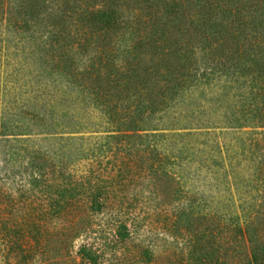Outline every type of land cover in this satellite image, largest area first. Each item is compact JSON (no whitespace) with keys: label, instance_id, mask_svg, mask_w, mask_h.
Segmentation results:
<instances>
[{"label":"rangeland","instance_id":"1","mask_svg":"<svg viewBox=\"0 0 264 264\" xmlns=\"http://www.w3.org/2000/svg\"><path fill=\"white\" fill-rule=\"evenodd\" d=\"M8 2L0 0V205L10 206L0 217L13 215L7 226L17 228L22 213L44 203L57 185L71 188L75 181L110 191L112 209L91 212L95 230L83 232L73 244L74 254L87 242L103 245V264H170L172 257L183 264L190 243L203 234L204 226L191 227L196 217L226 211L244 223L245 213L257 207L243 211V206L259 196L257 205L264 193L263 179H256L264 147L253 143L263 138L264 125L244 123L240 116L242 108L264 104L262 49L254 44L255 35L264 36L258 16L251 18L252 44L245 56L182 81L184 87L169 94L147 124L125 128L114 112L105 113L92 102L77 103L81 98L74 97L71 107L88 127L68 130L63 122L72 112H67L60 90L66 78L54 68L66 62L56 61L61 57L52 46L36 51L35 26L20 28L18 10L8 14ZM152 2L168 17L178 6L174 0ZM96 18L100 16L92 20ZM133 37L129 32L119 35L120 48ZM120 52L116 55L123 59ZM27 109L39 115L38 124L23 120ZM23 122L27 127L19 128ZM42 163L46 167L40 170ZM176 215L181 224L171 226ZM203 220L195 221L206 227ZM120 221L132 231L127 245L114 243ZM1 224L0 264H9ZM61 226L53 220L48 230ZM31 264H41L40 256Z\"/></svg>","mask_w":264,"mask_h":264},{"label":"trees","instance_id":"2","mask_svg":"<svg viewBox=\"0 0 264 264\" xmlns=\"http://www.w3.org/2000/svg\"><path fill=\"white\" fill-rule=\"evenodd\" d=\"M109 1L10 0L12 4L6 5L8 14L18 10L21 22L16 24L20 28L36 27L32 29L36 51L41 45L52 46L61 57L56 61L66 62L54 68L66 78V85L60 90L67 112H72L63 122L68 130L87 126L71 107L74 97L81 98L77 103L92 102L105 113L114 112L125 128L147 124L168 95L174 90L178 92L176 88L182 81L199 73L206 76L209 70L216 69V64L230 58L235 62L245 56L252 44L251 18L258 16L264 25V0H174L178 6L171 17L162 15L152 0ZM98 2L100 7H95ZM86 13L100 18L90 20ZM126 32L134 37L130 45L121 49L119 35ZM45 33L48 36L43 38ZM254 37L256 48L262 49L259 66L264 77V36ZM118 51L124 55L123 59L116 55ZM243 109L240 116L244 123L248 120L264 125V104L248 110L254 111L253 116ZM23 115V120L29 119L31 125L38 124L39 115L35 112L27 109ZM18 126L27 127L25 122ZM253 143L264 147V136ZM261 155L256 179L264 181V153ZM39 167L45 169L46 165L42 163ZM35 180L39 182L38 177ZM90 184L75 181L71 188L57 185L44 203L22 213V219L16 221L17 228L6 225L13 215L5 219L1 216L9 264H31L36 255L40 256L41 264H103L106 256L103 245L92 241L82 244L76 254L73 249L77 237L95 230L91 212L99 213L113 206L107 186L98 188ZM260 196L257 205L259 196L253 198L255 203L248 201L243 206V211L257 208L245 213L242 224L226 211L196 217L194 221L204 219L207 225L193 221L191 227L204 226L203 234L190 243L183 264H264V193ZM9 207L0 205V215ZM53 220L62 226L50 231L48 224ZM170 220L171 226L181 224L178 215ZM116 236L115 245L131 241L132 231L124 221L117 226ZM172 258L170 264H176L177 259Z\"/></svg>","mask_w":264,"mask_h":264}]
</instances>
